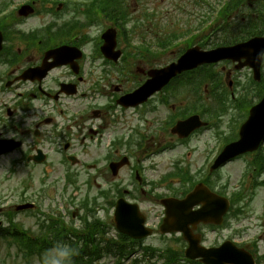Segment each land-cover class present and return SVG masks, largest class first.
Masks as SVG:
<instances>
[{"label": "flooded vegetation", "instance_id": "af4514ba", "mask_svg": "<svg viewBox=\"0 0 264 264\" xmlns=\"http://www.w3.org/2000/svg\"><path fill=\"white\" fill-rule=\"evenodd\" d=\"M3 2L5 6L2 9L0 0V16L2 14L6 16L4 18L0 17V30L3 29L5 38L4 47L0 51V95L11 92L12 87L17 89L29 82L28 84L32 88V91L26 93L19 92L18 95L32 97L34 101L40 102L39 105L46 103L43 98L49 95L51 96L49 97L52 106L51 111H53L52 115H47L44 119L39 120V124L33 128L31 133L32 138L34 134H41L40 138L37 140H34V138L29 140L31 137V134L27 135L29 130L26 128L22 129V127L26 125V121L27 125H29L28 118L23 117L25 113L23 110L14 115L19 118L4 121L0 125V137L21 140L23 145L27 146L25 149L20 147V149L5 156L18 153L22 158H27L40 150L42 152L46 151L44 153L48 155L49 160H51L54 154L59 155V164L64 168L72 165L69 161V157L71 156L76 157V160L78 159L79 164L77 166H79L82 163V153L78 149V145H72L69 140L70 136L74 133L65 131L62 126L67 125V129L74 128L76 131L74 135L79 138V144L82 143V147H84L88 137L94 138L95 135L93 134L102 135L98 131L88 127L90 123L94 122L93 124L96 129L100 128L101 132L105 131V129L107 131L108 152L106 161L109 166L104 170L107 175V184L104 195L100 196L99 200L104 201H102L98 207L97 213L103 212L105 215L111 216L115 207L114 201L119 197H125L128 201L136 202L140 205V120L146 126L143 131L145 142L154 144L159 140L158 138L160 136H162L161 140L163 141L182 142L178 135L172 133L173 126L178 120H183L192 114L194 108L193 101L196 103L195 107L197 113L200 115H208L205 96L203 97L202 94L198 93L193 96L190 89L172 86L168 89L170 99L173 101L172 103H170V100L164 97L162 93H159L157 96L155 95L150 98L148 103L142 105L141 109L140 105L135 108L126 109L117 103L120 95H112V97H115V104L117 103L115 107L106 105L107 108L93 107L85 110L86 106L81 108L80 104H74L73 99L70 100L76 95L71 96L66 91L62 90V84L72 83L76 85V88H82V83L89 77L87 69H90L93 65L92 61H94V59L92 60V57H94L95 49L103 43L101 35L106 28L112 26V21L107 19L105 21L106 26L103 27L102 31L98 34H92L90 32L91 29L87 28L88 36L82 39L79 27V14L76 11L77 3L75 0H3ZM23 5H32L34 8L33 12L27 16H20L19 9ZM8 8H10V10H8ZM2 19L4 21L6 20L7 23L9 22V24H2ZM17 26L19 29L16 28ZM63 45L77 49H80L81 45H83V47L93 46L92 53L89 52L86 58H84L86 53L85 55H79L78 51L76 53V58L74 53L70 52L68 54V57H72L75 62L78 63V72L71 69V65L66 64L60 66L67 69L66 72L60 73V67H55L48 73L47 77L41 81L30 80L26 82H16L17 78L24 70L39 66L49 50ZM88 60H91V62ZM136 62L140 63V58H137ZM104 64H108L110 67L109 72L103 71V82L109 90L108 93L119 91L122 89L120 85L117 84L116 86L111 84L108 78H106L107 75L112 73V68L117 67V64L107 60H104ZM136 68L140 71L139 65H137ZM52 74L55 76L56 80L60 78L62 82L58 83L59 89L55 90L52 88L51 93L46 95L44 94L46 82L48 80H54L51 78ZM263 82L264 81L260 84H256L248 77L245 83L240 79L234 81L232 88L235 90L237 96L233 91H231V94L233 95V101H235L227 109L221 106L218 115V120L222 125L227 124L228 129H231L232 135L230 136L229 142L238 138L241 118L246 112H249L250 106L258 102L259 92H261L264 86ZM245 84L246 86L243 87ZM109 85L113 88L110 89ZM91 90H93V88ZM246 93L249 94V98L246 96ZM251 93L252 98L250 97ZM100 94L105 95V90L102 89ZM80 95H87V92H83ZM20 106L22 108L31 107L29 103H20ZM44 107L45 106H43V108ZM113 111H120L123 117H116L115 121V118L109 115ZM127 111H134L137 113L133 117H126L125 113ZM77 112L80 113L76 114ZM29 114L32 115V113ZM44 123L50 124V135L48 131H44ZM157 124H159V126H157ZM87 128L90 129V136L86 134ZM204 131L203 129L195 131L189 138L188 143L193 139L202 141V133ZM129 132L135 134L136 139L132 142H135L138 147V168L135 170V173H139V179L136 180V182L133 178L132 171L126 172L123 175L121 174L122 170L126 167L121 168L117 176H112L110 167L112 162L118 161V159L120 160L124 155V153H122L123 148H126L128 145L121 137L124 135L127 136ZM223 136L224 132L218 134L217 148L219 152L225 144ZM260 152L251 153L250 155L256 156ZM76 173L79 175L81 174L80 168L76 170ZM120 187L122 190H120ZM74 214L75 212H72L73 217ZM250 247L253 248L252 245H250Z\"/></svg>", "mask_w": 264, "mask_h": 264}, {"label": "rangeland", "instance_id": "374dc122", "mask_svg": "<svg viewBox=\"0 0 264 264\" xmlns=\"http://www.w3.org/2000/svg\"><path fill=\"white\" fill-rule=\"evenodd\" d=\"M216 0H200V3L195 5L194 0H140V6H137L138 10L136 15H140V36L137 35L134 37L132 42L136 41L140 42V44L144 43L146 45L152 46L151 53L143 52L146 59L140 58V68H143V60H147L150 64H146L148 67H158L163 66L172 59H176L180 54V48L182 47L173 48L166 52H161L160 54H155L154 51L159 49L158 43L160 41H165L174 35H179L176 39L184 40L188 37V29H191L190 33H198L202 34L205 31L203 23L204 14L210 10V5L215 2ZM132 4L135 5L136 0H131ZM210 3V4H209ZM189 33V34H190ZM214 37L211 38V40ZM174 39V40H176ZM215 40V39H214ZM212 40V41H214ZM211 46V45H209ZM208 46V47H209ZM137 65V64H136ZM144 69V68H143ZM139 73V71H138ZM144 73L140 70V76H143ZM139 79V75H138ZM131 84H127L126 86H130ZM178 148L177 150H179ZM181 149H184L182 147ZM176 152L166 154L161 156L159 159L161 161L168 160L172 156H174ZM94 156V151L91 150L92 158ZM173 159V158H172ZM170 159V162L172 161ZM23 165H18L17 170L15 172H10L11 168L8 164L7 159H3L0 161V207H3L12 204L15 202H20L23 199L22 196L26 198H30L29 201H33L35 199L39 200L41 205V210L47 213H51L50 206L53 203L52 201V193H55L56 199L58 196H63L62 192L60 193V189L54 192L53 188L50 186L47 187V191L45 193L42 192L43 189L46 188L48 185V180L45 182L42 181L44 178V170L45 168H50V166H37L34 170L29 169L32 167H25ZM238 164L231 165L228 167L226 171V176L229 173L233 174V180L238 175ZM31 172H34L30 174ZM42 177V178H41ZM60 177L64 179L63 175L58 173L57 171L52 174L49 181L53 178ZM41 178V179H40ZM25 184H28V187H25ZM60 185H63V182L60 181ZM57 194V195H56ZM60 208V206H59ZM54 215L58 214V211L53 213ZM15 219L20 221L22 225L26 227L34 226L33 229L37 228V216L31 215V213L22 212L16 214ZM4 225H8L7 221L4 220ZM211 230V229H210ZM254 230H248L247 234L244 233L242 238H246V236L252 235ZM207 240L206 243L212 242H220L223 240L227 235L232 236L235 240L236 237L235 230L231 227L228 230L223 229H215L212 231L207 232ZM168 238V237H167ZM164 241L163 239L159 240H152L156 245V247H166L167 245L175 246V243L169 239L165 243H161ZM17 245L9 246L6 239H0V264H26L25 260L22 258V253L19 252ZM19 253V255L17 254ZM52 257H55V260L52 261L50 264H65L64 263V256L62 255L61 251L55 248L52 253ZM114 256H107L101 260V264H113L114 263ZM153 264H163V259L161 260H154ZM31 264H39L37 258H33ZM146 264V263H143ZM181 264H189L185 261L181 262Z\"/></svg>", "mask_w": 264, "mask_h": 264}, {"label": "water", "instance_id": "95a60500", "mask_svg": "<svg viewBox=\"0 0 264 264\" xmlns=\"http://www.w3.org/2000/svg\"><path fill=\"white\" fill-rule=\"evenodd\" d=\"M251 43L248 42L246 44H238L237 46H233V47H229V48H226L227 50H221L219 51L218 53L215 52V54H209L207 57L209 58L208 60H216L220 57H222V55H225V56H230V55H241V54H244V53H247L248 52V46ZM255 43L251 44L250 46H253ZM255 46V45H254ZM213 57V58H212ZM194 200H195V196H192L191 197H188L186 200H182L181 202H183L185 204V206L182 208V210H184L186 212L187 208H189L193 203H194ZM207 208H208V211H210V209H212L213 207V204H212V201L209 200L207 203ZM207 211V213H208ZM174 212L173 211L171 213V215H174ZM180 228V226H179ZM194 252H196V255L197 256H202V257H209L207 256L206 252L203 251L202 248H199L197 245H195V247L192 249ZM189 253V251H188ZM193 256V255H192ZM217 256L222 260L221 262L224 261V263H231L233 262V258L231 256V254L227 253L225 251V249H220L217 253ZM204 261L208 262L209 264H214L212 261H207L204 259Z\"/></svg>", "mask_w": 264, "mask_h": 264}, {"label": "trees", "instance_id": "16d2710c", "mask_svg": "<svg viewBox=\"0 0 264 264\" xmlns=\"http://www.w3.org/2000/svg\"><path fill=\"white\" fill-rule=\"evenodd\" d=\"M15 236H16V238H17V241H19L21 244H23V245L26 247V245H25V243H26V239H25V237L20 236V235H18V234H16Z\"/></svg>", "mask_w": 264, "mask_h": 264}]
</instances>
